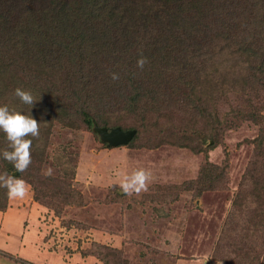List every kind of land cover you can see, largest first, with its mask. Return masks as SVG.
I'll use <instances>...</instances> for the list:
<instances>
[{
  "label": "trees",
  "instance_id": "trees-1",
  "mask_svg": "<svg viewBox=\"0 0 264 264\" xmlns=\"http://www.w3.org/2000/svg\"><path fill=\"white\" fill-rule=\"evenodd\" d=\"M0 45V106L40 123L39 138L29 137L32 164L24 173L3 159L11 148L0 131V174L33 185L35 159L54 121L71 129L135 130L127 146L156 132L160 145L169 142L161 127L182 109L193 120L178 143L201 153L225 129L221 115L230 117L239 106L240 116L255 111L239 119L260 126L257 143L264 146V0H0ZM141 55L148 60L143 70ZM17 88L32 93L33 107L21 105ZM71 158L55 160L75 180ZM58 182L56 199L74 203L66 195L70 185ZM227 186L226 169L207 162L189 191L199 198ZM8 199L0 187V212L8 211ZM232 209L215 260L264 264V174L244 176ZM105 249L94 255L103 264H127L122 250Z\"/></svg>",
  "mask_w": 264,
  "mask_h": 264
},
{
  "label": "rangeland",
  "instance_id": "rangeland-1",
  "mask_svg": "<svg viewBox=\"0 0 264 264\" xmlns=\"http://www.w3.org/2000/svg\"><path fill=\"white\" fill-rule=\"evenodd\" d=\"M236 107L234 117L221 115L223 121L228 119L225 129L218 142L210 140L201 153L178 143L177 137L193 120L182 109L161 127L169 130L165 132L169 142L160 145L156 132L157 136L144 132L134 145L111 149L93 126L71 129L57 121L49 127L48 122L50 139L39 147L29 195L8 199L13 218L0 212V264H36L32 253L36 236L37 250L60 256L56 264H103L94 255L104 254L107 246L122 250L127 264H250L244 257L215 260L220 239L230 230L226 226L232 222L233 202L244 176L264 174V146L257 143L260 126L239 119L255 111L243 110L240 116ZM198 130L208 133L202 126ZM66 153L74 160L68 170L75 168V180L55 160ZM207 162L226 169L228 186L198 198L189 186ZM48 168L53 169L52 176L44 175ZM139 168L153 174L149 190L123 195L118 187L122 175ZM59 180L70 185L66 195L74 203L56 199Z\"/></svg>",
  "mask_w": 264,
  "mask_h": 264
},
{
  "label": "clouds",
  "instance_id": "clouds-1",
  "mask_svg": "<svg viewBox=\"0 0 264 264\" xmlns=\"http://www.w3.org/2000/svg\"><path fill=\"white\" fill-rule=\"evenodd\" d=\"M147 63V58L141 55L137 60V67L143 70ZM111 78L113 81L119 80V75L112 73ZM14 95L22 103L31 107L37 101L30 91L22 90L21 88L15 89ZM0 131L6 135L11 148L10 151H3V159L13 164L16 173L26 172L32 164L31 150L33 140L29 137L39 138L40 123L30 114L25 115L21 112L10 111L7 106H0ZM44 175L52 176L53 169L48 168ZM152 180L153 174L150 170L139 168L130 174L122 175L118 187L125 196H138L149 190ZM0 187L7 190V196L10 200H23L31 191V186L16 175L0 174Z\"/></svg>",
  "mask_w": 264,
  "mask_h": 264
},
{
  "label": "water",
  "instance_id": "water-1",
  "mask_svg": "<svg viewBox=\"0 0 264 264\" xmlns=\"http://www.w3.org/2000/svg\"><path fill=\"white\" fill-rule=\"evenodd\" d=\"M93 131L108 148L127 146L136 135L135 130L123 131L121 128H100L97 124L93 125Z\"/></svg>",
  "mask_w": 264,
  "mask_h": 264
},
{
  "label": "crops",
  "instance_id": "crops-1",
  "mask_svg": "<svg viewBox=\"0 0 264 264\" xmlns=\"http://www.w3.org/2000/svg\"><path fill=\"white\" fill-rule=\"evenodd\" d=\"M1 214H3L4 217L7 214H10L12 217V215L14 214V211L12 209H10L9 212L8 211L7 212H1ZM14 227H15V225H14ZM33 235H35V233ZM36 237L32 240V244H33V247H32L33 252L32 253H33V257H34L33 258L34 263H36V264H56V263H59L61 260L59 259L60 256L58 254H53V252H48V251L46 253H43V252H40L39 250L36 249L37 248L36 243H35L36 239H37ZM1 244L4 245L3 242H1Z\"/></svg>",
  "mask_w": 264,
  "mask_h": 264
}]
</instances>
